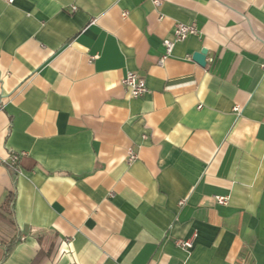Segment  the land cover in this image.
<instances>
[{"label": "crops", "instance_id": "crops-1", "mask_svg": "<svg viewBox=\"0 0 264 264\" xmlns=\"http://www.w3.org/2000/svg\"><path fill=\"white\" fill-rule=\"evenodd\" d=\"M154 1L0 0V264H264V0Z\"/></svg>", "mask_w": 264, "mask_h": 264}, {"label": "built area", "instance_id": "built-area-1", "mask_svg": "<svg viewBox=\"0 0 264 264\" xmlns=\"http://www.w3.org/2000/svg\"><path fill=\"white\" fill-rule=\"evenodd\" d=\"M15 0H7L9 4H13ZM154 3L156 6L160 5V2L155 0ZM199 31L195 24H184L178 22L175 25L173 37L166 38L163 41L165 47V54L159 61L160 65H163L165 60L172 54L175 44L186 40L189 36H197ZM121 84L130 89V95L133 98H140L148 92L146 82L135 72H128V74L122 79ZM4 109V104L0 101V111ZM235 111H238V108H234ZM26 155V152H12L10 156L4 160V164L11 169L16 175H19L22 172L21 159ZM137 159V154L133 150L128 152V162H134ZM217 201L220 204H227V197H216ZM197 235L190 239H179L177 240V246L183 248L184 250L190 251L194 246V240ZM24 239V238H23ZM68 242L70 240H67ZM245 264V263H243Z\"/></svg>", "mask_w": 264, "mask_h": 264}, {"label": "water", "instance_id": "water-1", "mask_svg": "<svg viewBox=\"0 0 264 264\" xmlns=\"http://www.w3.org/2000/svg\"><path fill=\"white\" fill-rule=\"evenodd\" d=\"M193 60L201 66L206 65V51L202 50L193 54Z\"/></svg>", "mask_w": 264, "mask_h": 264}, {"label": "trees", "instance_id": "trees-1", "mask_svg": "<svg viewBox=\"0 0 264 264\" xmlns=\"http://www.w3.org/2000/svg\"><path fill=\"white\" fill-rule=\"evenodd\" d=\"M20 240V238H12L11 240H8L6 242L7 244V251L5 254V257H8V255L11 253L13 247L17 244V242Z\"/></svg>", "mask_w": 264, "mask_h": 264}]
</instances>
